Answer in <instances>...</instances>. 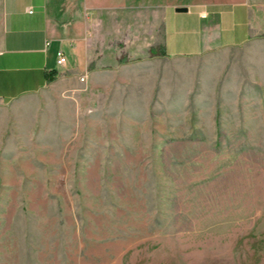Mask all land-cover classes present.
<instances>
[{
	"label": "rangeland",
	"instance_id": "rangeland-1",
	"mask_svg": "<svg viewBox=\"0 0 264 264\" xmlns=\"http://www.w3.org/2000/svg\"><path fill=\"white\" fill-rule=\"evenodd\" d=\"M117 47L0 103V264H264V34Z\"/></svg>",
	"mask_w": 264,
	"mask_h": 264
},
{
	"label": "crops",
	"instance_id": "crops-1",
	"mask_svg": "<svg viewBox=\"0 0 264 264\" xmlns=\"http://www.w3.org/2000/svg\"><path fill=\"white\" fill-rule=\"evenodd\" d=\"M263 34L264 0H0V103L116 65L120 42L196 56Z\"/></svg>",
	"mask_w": 264,
	"mask_h": 264
},
{
	"label": "built area",
	"instance_id": "built-area-1",
	"mask_svg": "<svg viewBox=\"0 0 264 264\" xmlns=\"http://www.w3.org/2000/svg\"><path fill=\"white\" fill-rule=\"evenodd\" d=\"M55 61H56V64L58 66L65 65V63L67 62V55L65 54L63 49H61V48L57 49V51H56V60ZM80 79L83 80L84 77L81 76Z\"/></svg>",
	"mask_w": 264,
	"mask_h": 264
},
{
	"label": "trees",
	"instance_id": "trees-1",
	"mask_svg": "<svg viewBox=\"0 0 264 264\" xmlns=\"http://www.w3.org/2000/svg\"><path fill=\"white\" fill-rule=\"evenodd\" d=\"M150 52H151V54H156L158 52L159 53L161 52L162 54H164L163 50H160V48H154V47L150 48ZM56 73H57V71L53 70L52 74L48 76V81L54 80L56 78Z\"/></svg>",
	"mask_w": 264,
	"mask_h": 264
},
{
	"label": "water",
	"instance_id": "water-1",
	"mask_svg": "<svg viewBox=\"0 0 264 264\" xmlns=\"http://www.w3.org/2000/svg\"><path fill=\"white\" fill-rule=\"evenodd\" d=\"M175 9L178 11H185L187 10V6H177Z\"/></svg>",
	"mask_w": 264,
	"mask_h": 264
}]
</instances>
